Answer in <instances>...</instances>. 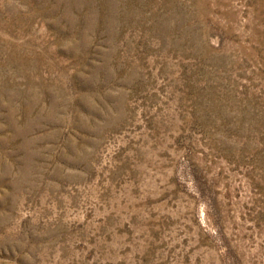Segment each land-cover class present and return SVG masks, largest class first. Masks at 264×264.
<instances>
[{"label": "rangeland", "instance_id": "obj_1", "mask_svg": "<svg viewBox=\"0 0 264 264\" xmlns=\"http://www.w3.org/2000/svg\"><path fill=\"white\" fill-rule=\"evenodd\" d=\"M0 264H264V0H0Z\"/></svg>", "mask_w": 264, "mask_h": 264}]
</instances>
